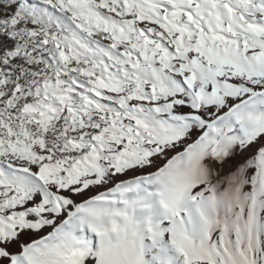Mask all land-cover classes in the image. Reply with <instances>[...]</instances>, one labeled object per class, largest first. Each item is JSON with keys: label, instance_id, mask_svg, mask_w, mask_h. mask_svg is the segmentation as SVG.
<instances>
[{"label": "snow or ice", "instance_id": "snow-or-ice-1", "mask_svg": "<svg viewBox=\"0 0 264 264\" xmlns=\"http://www.w3.org/2000/svg\"><path fill=\"white\" fill-rule=\"evenodd\" d=\"M0 264H264V0H0Z\"/></svg>", "mask_w": 264, "mask_h": 264}]
</instances>
